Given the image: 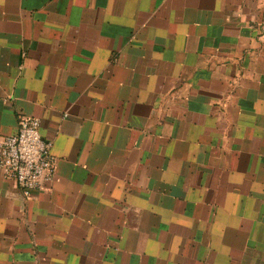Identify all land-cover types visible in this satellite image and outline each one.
Listing matches in <instances>:
<instances>
[{"label":"crops","instance_id":"0c3cea01","mask_svg":"<svg viewBox=\"0 0 264 264\" xmlns=\"http://www.w3.org/2000/svg\"><path fill=\"white\" fill-rule=\"evenodd\" d=\"M0 264H264V0H0Z\"/></svg>","mask_w":264,"mask_h":264},{"label":"built area","instance_id":"2783aa9c","mask_svg":"<svg viewBox=\"0 0 264 264\" xmlns=\"http://www.w3.org/2000/svg\"><path fill=\"white\" fill-rule=\"evenodd\" d=\"M52 142L41 133V120L22 115L16 133L0 140V176L12 179L25 197L45 189L56 172Z\"/></svg>","mask_w":264,"mask_h":264}]
</instances>
